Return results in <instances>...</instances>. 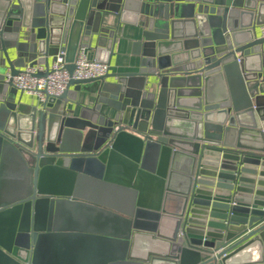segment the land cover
Returning <instances> with one entry per match:
<instances>
[{
    "label": "water",
    "instance_id": "1",
    "mask_svg": "<svg viewBox=\"0 0 264 264\" xmlns=\"http://www.w3.org/2000/svg\"><path fill=\"white\" fill-rule=\"evenodd\" d=\"M106 14L141 29L137 68L23 104L7 71L46 75L64 51L72 74L80 47L109 65ZM263 23L264 0H0V264H47L62 210L88 206L76 177L101 178L127 144L155 191L111 213L128 247L111 264H264ZM80 90L96 97L76 111Z\"/></svg>",
    "mask_w": 264,
    "mask_h": 264
},
{
    "label": "crops",
    "instance_id": "2",
    "mask_svg": "<svg viewBox=\"0 0 264 264\" xmlns=\"http://www.w3.org/2000/svg\"><path fill=\"white\" fill-rule=\"evenodd\" d=\"M101 25L116 27L108 72L135 70L139 61L136 44L141 39V29L129 18L118 24V17L114 14H106ZM86 51L89 58L95 57L94 49L86 48ZM19 93L22 94V103L28 108L39 105L40 101L35 95L18 91ZM75 97L79 105L70 103V106L78 111L80 105L91 107L96 94L80 90ZM5 98L4 94L0 102ZM77 130L76 128L73 130L71 137L78 132ZM140 155L139 149L127 144L120 157L111 162L101 178L89 174L76 177L75 192L88 206L72 205L62 210L65 215H63L62 228L52 234L44 246L47 264H111L114 261L124 260L128 248L127 242L110 233L112 232L111 213L124 215L123 210L128 204L131 190L146 196L152 195L155 191V186L147 180L137 181L138 173L133 166H138L136 162ZM7 166L9 169L7 179L14 177L15 182H20L21 178L14 164L8 162ZM135 255L139 256L140 252L137 251Z\"/></svg>",
    "mask_w": 264,
    "mask_h": 264
},
{
    "label": "built area",
    "instance_id": "3",
    "mask_svg": "<svg viewBox=\"0 0 264 264\" xmlns=\"http://www.w3.org/2000/svg\"><path fill=\"white\" fill-rule=\"evenodd\" d=\"M259 34L264 37V23L258 27ZM75 68L69 74L65 68L64 51L56 54L55 60L49 64L46 75H37L43 70L41 65L26 64L19 73L11 75L7 71L5 81L11 84L20 92L35 95L40 103L48 96H58L66 88L70 78L89 79L105 75L109 71L106 62L89 58L86 47H80L74 60ZM264 209V208H263Z\"/></svg>",
    "mask_w": 264,
    "mask_h": 264
},
{
    "label": "rangeland",
    "instance_id": "4",
    "mask_svg": "<svg viewBox=\"0 0 264 264\" xmlns=\"http://www.w3.org/2000/svg\"><path fill=\"white\" fill-rule=\"evenodd\" d=\"M69 223H71V222L69 221Z\"/></svg>",
    "mask_w": 264,
    "mask_h": 264
}]
</instances>
